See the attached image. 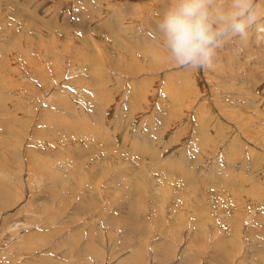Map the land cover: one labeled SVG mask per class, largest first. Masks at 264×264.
<instances>
[{
  "label": "rangeland",
  "instance_id": "rangeland-1",
  "mask_svg": "<svg viewBox=\"0 0 264 264\" xmlns=\"http://www.w3.org/2000/svg\"><path fill=\"white\" fill-rule=\"evenodd\" d=\"M170 3L0 0V144L24 124L26 136L0 166V201L14 195L0 264H264V0L211 69L166 54L156 25ZM230 6L210 0L213 16ZM174 160L189 181L165 170ZM68 161L57 183L50 165ZM139 161L160 184L127 192Z\"/></svg>",
  "mask_w": 264,
  "mask_h": 264
},
{
  "label": "clouds",
  "instance_id": "clouds-1",
  "mask_svg": "<svg viewBox=\"0 0 264 264\" xmlns=\"http://www.w3.org/2000/svg\"><path fill=\"white\" fill-rule=\"evenodd\" d=\"M251 0H231L230 8L213 16L210 0H171L157 22L166 54L182 68L211 69L222 37H243Z\"/></svg>",
  "mask_w": 264,
  "mask_h": 264
},
{
  "label": "bare ground",
  "instance_id": "bare-ground-1",
  "mask_svg": "<svg viewBox=\"0 0 264 264\" xmlns=\"http://www.w3.org/2000/svg\"><path fill=\"white\" fill-rule=\"evenodd\" d=\"M8 4V3H7ZM13 5V4H12ZM34 14V13H33ZM23 15V14H22ZM24 19V18H23ZM35 23L37 24V27L39 26L41 29H43V31L45 32V31H47L46 30V28L49 30L50 28H48L47 26H45V25H42L41 24V22H38L37 20H35ZM34 23V25H33V27L34 26H36V24ZM26 24V23H25ZM27 26H28V24H26ZM30 27H32V26H29V28H27V30L28 29H30ZM25 30V29H24ZM31 30V29H30ZM34 30V29H33ZM35 31V30H34ZM33 31V32H34ZM61 31V30H60ZM38 32V31H37ZM34 33H36V32H34ZM37 34V33H36ZM47 34V33H46ZM39 35V34H38ZM48 35V34H47ZM86 40V39H85ZM84 40V41H85ZM66 43V42H65ZM95 43V42H94ZM109 43H111V41L109 42ZM132 43V42H131ZM133 44V43H132ZM64 45V44H63ZM70 45V44H69ZM131 45V44H130ZM132 46V45H131ZM80 47V46H79ZM120 47V46H119ZM120 49V53H122V54H125V56H127V57H133L134 55L132 54V55H128V51L126 50L125 51V49L123 48V47H120L119 48ZM144 50H145V48H144ZM84 51V50H83ZM78 52V51H77ZM115 54H113V56L115 57L116 56V54L118 53V49H115V52H114ZM118 55V54H117ZM141 55V54H140ZM145 55V54H144ZM136 56V55H135ZM83 57V56H82ZM149 57V56H148ZM142 58V57H141ZM123 60V64H121V65H123V66H125L127 63H129V62H127L128 60H126V59H122ZM135 61V60H134ZM140 61V60H139ZM142 62V61H141ZM40 66V65H39ZM248 110V109H247ZM64 112V111H63ZM66 112V111H65ZM246 112V111H245ZM251 112V111H250ZM247 113V112H246ZM255 113V112H254ZM248 115H250V114H248ZM253 115V114H252ZM257 117V116H256ZM248 119H250V118H248ZM64 120V119H63ZM207 120V119H206ZM258 120V119H257ZM20 121V120H19ZM68 121V120H67ZM21 122V121H20ZM70 124V123H69ZM218 124V123H217ZM259 124V123H258ZM20 125V124H19ZM205 125V124H204ZM210 125V124H209ZM208 125V126H209ZM224 125V124H223ZM114 126V125H113ZM218 126H221L222 127V129H225V128H223L224 126H222V125H218ZM217 126V127H218ZM16 127V126H15ZM24 127H25V124H24V126H19V127H17L15 130V132L13 133V135H11V139L9 140V139H5V141L2 143V144H0V147H1V150H2V152H0V154H1V158H0V166H3L4 165V161L9 157V154H11V151H12V149H13V153H16V155H18V154H21L22 155V149H23V146H24V142H25V138H26V136H24V133H23V129H24ZM202 127V126H201ZM221 127H219V129H221ZM62 128V127H61ZM66 128H67V126H66ZM116 128V127H115ZM99 129V128H98ZM200 129V128H199ZM210 129V128H209ZM212 129V128H211ZM214 129V128H213ZM221 129V131L222 132H224L223 130ZM204 130V129H203ZM73 131V130H72ZM69 132H71L70 130H69ZM88 135V134H87ZM97 135V134H96ZM103 135H106V134H103ZM116 135V134H115ZM122 135V134H121ZM200 135V134H199ZM6 137V136H5ZM100 138H102L103 140H105V141H108V137H105V136H101ZM201 138V137H200ZM98 139V138H97ZM111 138H109V140H110ZM103 140H100V142L102 141V143H104L103 142ZM124 140V139H123ZM207 140V139H206ZM240 140H242V139H240ZM95 141V140H94ZM231 141V140H230ZM237 141H238V139H237ZM239 142V141H238ZM236 143V142H235ZM234 143V144H235ZM87 145H86V147H85V150H88V152L90 151H92V149H93V151L96 153V151L98 150V148L97 149H94V148H96L95 146H94V148H93V146L92 145H90L91 143H86ZM130 144H131V142H130ZM233 144V145H234ZM230 145H232V144H230ZM92 146V147H91ZM103 146H106V145H104L103 144ZM139 146V145H138ZM102 147V146H101ZM107 147V146H106ZM105 147V148H106ZM116 147H118V146H116ZM84 148V147H83ZM143 148V147H142ZM192 148V147H191ZM228 148H229V146H228ZM193 149V148H192ZM191 149V150H192ZM244 149V148H243ZM248 149V151H249V149L250 148H247ZM255 149V148H254ZM110 150V149H109ZM116 150V149H115ZM141 150V149H140ZM156 150V149H155ZM194 150V149H193ZM192 150V151H193ZM229 150H230V148H229ZM98 151H101V150H98ZM97 151V152H98ZM103 151V150H102ZM255 151V150H254ZM254 151H252V150H250V153H256V152H254ZM145 152V151H144ZM157 152H160V151H157ZM233 152V151H232ZM103 153V152H102ZM110 153H112L111 151L109 152V154ZM115 153V152H114ZM119 154L120 153H118V152H116L113 156L115 157V159L116 158H118L119 157ZM150 154V153H149ZM169 154V153H168ZM192 154H193V152H192ZM257 154V153H256ZM259 154V153H258ZM97 155V154H96ZM95 155V156H96ZM100 155H102V154H100ZM111 155V154H110ZM121 155V154H120ZM143 158H147L148 156H146L145 157V155L144 154H140ZM147 155V154H146ZM154 155V154H153ZM207 155V154H206ZM11 156V155H10ZM112 156V155H111ZM152 156V155H151ZM233 156H234V154H233ZM22 157V156H21ZM230 157H231V155H230ZM229 157V158H230ZM35 158V157H34ZM133 158V157H132ZM148 158H150V157H148ZM249 158V157H248ZM114 159V158H113ZM119 159H121V158H119ZM129 159V157H125L124 159H121L119 162H124V161H127ZM15 160V159H14ZM36 160V159H35ZM38 160V159H37ZM68 160H69V158H68ZM116 160H118V159H116ZM115 160V161H116ZM130 160H131V158H130ZM134 160V159H133ZM137 161H138V159H136ZM135 160V161H136ZM142 160V159H141ZM182 160V159H181ZM180 160V162L182 163V161ZM229 160V159H228ZM8 161H9V159H8ZM101 161V160H100ZM99 161V163H101ZM151 161V160H150ZM232 161V160H231ZM14 162V161H13ZM66 162V161H65ZM171 162V161H170ZM185 162V161H184ZM188 162V161H187ZM192 162V161H191ZM230 162V161H229ZM42 163V162H41ZM51 163H52V161H51ZM74 163V162H73ZM72 163V166L74 165ZM147 163V162H146ZM158 163V162H157ZM167 163V162H166ZM177 163V162H176ZM175 163V160H174V162H173V164H171V165H166V168H165V170L167 171H171V174H174L175 176H176V178L177 177H181V174H183V175H185L186 177H187V180L189 179V174H188V176L186 175V172L184 173L183 171L184 170H182V168L181 167H179V168H175L176 166H177V164ZM7 164V163H6ZM5 164V165H6ZM50 164V163H49ZM65 164V163H64ZM133 164H135V165H133V167L134 168H142L141 166V162L139 161V162H137V163H133ZM198 164V163H197ZM241 164V163H240ZM164 165V166H165ZM181 164H179L178 166H180ZM245 165V164H244ZM51 166V168H49ZM49 167H47V168H49L50 170H51V172H53L54 174L55 173H57L56 174V176H57V178H59L60 179V181H57V183L58 182H62L63 180L64 181H66L65 180V176L67 177V173L69 172V171H73V170H68V168L70 169V168H72L71 167V162L69 163V161L67 162V166H61V165H57V166H54V165H50ZM177 166V167H178ZM188 166H189V163H188ZM188 166H186V167H188ZM191 166V165H190ZM241 166V165H240ZM247 165H245L244 167L245 168H247L246 167ZM58 167V168H57ZM59 167H62V170H60L59 169ZM65 167H67V168H65ZM121 167V166H120ZM131 167V166H130ZM184 167L185 166H183V169H184ZM192 168H193V165L191 166ZM199 167V166H198ZM243 167V166H242ZM46 168V167H45ZM133 168V169H134ZM146 168H148V169H146ZM162 168V167H161ZM239 168H241V167H239ZM238 168V169H239ZM19 169V168H18ZM66 169V170H65ZM132 169V168H131ZM136 169H134V170H136ZM191 169V168H190ZM215 169V168H214ZM248 169H249V167H248ZM142 170H144L143 172H141V174L139 173V175H138V177L136 176V179H135V182H134V180H132L131 179V177H128L127 176V178L129 179L130 178V181H133V183H131V184H129L128 183V185H127V183H125L126 184V191L127 192H130V191H135V190H137V189H140V191L141 190H143V191H141V192H144V190L146 189V187L145 186H150L151 184H154L155 186L157 185V184H160L159 182H158V180L156 181V183H154L152 180L155 178V174H156V172L158 171V170H153L152 168H151V166L150 165H144L143 166V168H142ZM160 170V169H159ZM163 170V169H162ZM182 170V171H181ZM188 170V169H187ZM241 170H243V168L242 169H240V171ZM138 171V170H137ZM167 171V172H168ZM172 171H173V173H172ZM189 171H192V170H189ZM247 171V170H246ZM140 172V171H139ZM168 172V173H169ZM188 172V171H187ZM194 172V171H193ZM221 172H223V170L221 171ZM225 172V171H224ZM223 172V173H224ZM230 172H232V171H230ZM230 172H228V173H230ZM242 172V171H241ZM248 172L250 173V170H248ZM52 173V174H53ZM74 173V172H73ZM166 173V172H165ZM167 173V174H168ZM188 173H190V172H188ZM233 173V172H232ZM235 173V172H234ZM1 175H2V173H0ZM138 174V173H137ZM191 174V173H190ZM226 174H227V172H226ZM144 175V176H143ZM154 175V176H153ZM207 175V174H206ZM225 175V174H224ZM234 175V174H233ZM55 176V177H56ZM123 176V175H122ZM125 176V175H124ZM172 176V175H171ZM193 176V175H192ZM202 176H203V174H202ZM230 176V175H229ZM245 176V175H244ZM70 177V176H69ZM231 177H232V175H231ZM234 177V176H233ZM1 178H3V177H1L0 176V182H1ZM56 178V179H57ZM123 178V177H122ZM126 178V179H127ZM196 178V177H195ZM195 178H193L194 180H196ZM198 178H199V176H198ZM206 178V177H205ZM59 179H57V180H59ZM166 179V178H165ZM192 179V180H193ZM3 180V179H2ZM192 180H191V182H192ZM198 180V179H197ZM203 180V179H202ZM233 180V179H232ZM126 181V180H125ZM162 181V180H161ZM183 181V180H182ZM180 182L181 183V185L180 186H186V185H184L183 184V182ZM186 181V180H185ZM189 181V180H188ZM188 181H186V182H188ZM227 181V180H226ZM69 182V181H68ZM195 182V181H194ZM199 182V181H198ZM202 183L204 184V182L202 181ZM207 183V182H206ZM257 183V182H256ZM259 183V182H258ZM262 183V182H261ZM260 183V184H261ZM118 184V183H117ZM120 184H122V183H120ZM161 184H162V186H160V189H164V191H165V187H167V185H165V180L164 181H162L161 182ZM177 184V183H176ZM188 184V183H187ZM68 185V184H67ZM195 185H197L196 183H195ZM62 186H64V185H62V184H60V186L58 187V188H62ZM178 186H179V183H178ZM190 186H191V184H190ZM164 187V188H163ZM196 187V186H195ZM208 187V186H207ZM263 187V186H262ZM157 188V187H156ZM192 188H193V186H192ZM211 188V187H210ZM4 189H5V187L3 186V185H1L0 186V193L1 192H3L4 191ZM122 189V188H121ZM123 189H124V187H123ZM187 189V188H186ZM207 189V188H206ZM231 189V188H230ZM125 190V189H124ZM123 190V191H124ZM195 190V189H194ZM61 191V190H60ZM59 191V192H60ZM139 191V192H140ZM233 191V190H232ZM9 192H12L11 191V189L9 190ZM125 192V191H124ZM190 192V191H189ZM217 192V191H216ZM215 192V193H216ZM240 192V191H239ZM226 193V192H225ZM251 193V192H250ZM132 194V193H131ZM211 194H212V192H211ZM126 197V196H125ZM143 199V198H142ZM263 199V198H262ZM13 200H14V195L13 194H9V193H5V194H3L2 195V197H1V201H0V207L1 208H5V207H7V206H12V204H13ZM199 205V204H198ZM239 205V204H238ZM262 205V204H261ZM129 215V214H128ZM126 217V216H125ZM132 221V220H131ZM236 223H238V222H236ZM46 224V223H45ZM237 226V225H236ZM238 227V226H237ZM39 232V231H38ZM43 232H44V230H43ZM37 233V232H36ZM38 234V233H37ZM39 235V234H38ZM28 236H31V235H28ZM99 236V235H98ZM26 237V236H25ZM30 238V237H29ZM52 238V237H51ZM97 238V237H96ZM100 238V237H99ZM31 240V239H30ZM44 240V239H43ZM51 240V239H50ZM98 240V239H97ZM91 242H92V240H91ZM90 242V243H91ZM94 243V242H93ZM93 243H92V245L91 246H88L87 245V247H89V248H91V250H94L95 248H96V250H101L100 248H97V247H94L95 246V244L93 245ZM242 249V248H241ZM95 250V251H96ZM142 255V254H141ZM135 256H136V254H135ZM227 256V255H226ZM139 257H141V256H139ZM139 257H137V258H139ZM259 258V257H258ZM143 259V258H142ZM141 258L137 261L138 262V264H143V260H142ZM137 260V259H136ZM257 260V259H256ZM125 261H128V260H125ZM125 261H122V262H125ZM133 261V260H132ZM259 261V260H258ZM130 262V261H129ZM128 262V263H129ZM134 262V261H133ZM136 262V261H135ZM137 262H136V264H137ZM127 262H126V264H128Z\"/></svg>",
  "mask_w": 264,
  "mask_h": 264
}]
</instances>
